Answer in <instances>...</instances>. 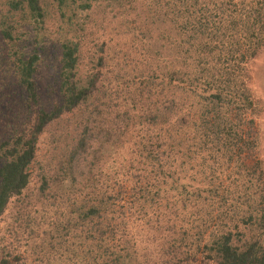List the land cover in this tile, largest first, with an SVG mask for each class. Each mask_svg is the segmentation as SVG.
<instances>
[{
	"label": "trees",
	"instance_id": "trees-1",
	"mask_svg": "<svg viewBox=\"0 0 264 264\" xmlns=\"http://www.w3.org/2000/svg\"><path fill=\"white\" fill-rule=\"evenodd\" d=\"M53 1L59 6L75 2ZM124 1L131 5L137 0ZM143 1L151 2L149 17L143 16L163 30L158 41L173 48L176 58L172 64L157 58L154 72L134 83L151 101L141 115L126 112L116 117L120 124H110L111 111L104 109L115 104L100 100L120 94L123 77L108 79L97 71L84 78L74 42L59 48L61 101L54 108L40 106L36 75L42 48L7 65L15 69L19 99L9 95L8 74L0 73V218L30 184L40 136L64 114L94 105L80 135L72 138L73 147L63 153L61 170L68 171L55 180L63 184L56 192L66 190L68 182L74 188L77 162L82 158L86 163L91 156L86 181L94 180L88 187L93 197L80 200L86 203L82 207L75 202L66 232L56 239L60 250L70 239L79 242L78 264H264V169L256 124L263 111L245 75L246 66L264 49V0ZM40 3L21 0L14 6H27L38 22L43 17ZM16 30L2 34L12 41ZM151 39L144 31V43ZM14 109L16 119L8 116ZM142 125L126 175L114 171L106 186L91 171L100 170L102 157L119 146L118 139L130 134L131 126L136 131ZM43 179L46 193L50 183ZM169 217L175 227H162ZM154 249L159 259L149 258ZM66 253L75 254L71 249Z\"/></svg>",
	"mask_w": 264,
	"mask_h": 264
},
{
	"label": "rangeland",
	"instance_id": "rangeland-1",
	"mask_svg": "<svg viewBox=\"0 0 264 264\" xmlns=\"http://www.w3.org/2000/svg\"><path fill=\"white\" fill-rule=\"evenodd\" d=\"M19 2L21 0H0V73L8 74L6 77L12 86L7 89L9 95L15 99H19L16 88L18 79L14 74L15 69L10 66L7 68V65L9 62H16L21 56L31 54L36 47H40L42 60L36 75L40 106L47 109L58 106L61 101L60 71L57 63L59 48L67 42H74L79 46L83 58L81 75L84 78L97 71L102 72V75L108 79H113L117 75L123 77L126 85L120 89V94H110L109 98L100 100L106 106H110V103L115 104L114 108L108 107L104 110L107 113L111 111L108 117L110 124L118 125L121 123V119L120 121L116 119L118 115L126 112L131 113L130 116L141 115L144 105L151 102L142 95L140 84H134L138 78L154 72L156 60L159 57H162L167 64L175 61L176 51L173 48H166L164 43L158 41L163 30L153 25L156 24L154 21L147 20L143 16L145 12L149 17L146 7L148 8L151 2L148 4L146 1L137 0L133 2L135 4L127 5L124 0H75L66 6H59L53 0H41L43 17L38 21L41 23L32 17L27 6L24 7L25 10L20 6L15 8L14 5H19ZM85 4H90L91 7L85 8ZM133 7H136V10ZM15 29L17 30L13 33L12 41L2 34L4 30L13 32ZM167 30L173 33L171 23L167 26ZM144 31L149 37L151 34L152 39L148 45L143 41ZM18 51L20 54L17 55ZM9 69L11 72L8 71ZM245 71V75L250 79L246 80L250 92L255 100L259 101L263 111L256 120V124L260 134V147L257 151L264 169V49L246 66ZM131 97L135 99L133 102L137 107L136 110L132 108ZM7 98H3L2 102H5ZM99 104V102L95 103L96 106ZM92 110L94 105L81 106L72 113L64 114L40 136L38 161L33 166L30 184L21 197L11 201L8 210L0 218V264L5 261L9 264H78L76 252L80 250L75 245L78 247L79 242L74 244V241L70 239L71 243H67V246L60 250L56 239L66 232L64 228L66 222L71 219L70 211L77 209L78 205L82 207L86 204L81 203L80 200H90L93 197L88 193L94 191L88 187L94 180L90 183L86 181L88 179L86 176L90 173L91 156L86 163L82 158L83 161L80 159L77 162L73 176L71 175L77 180L73 184L74 188L71 189L72 184L68 182L64 185L66 190L56 192L61 182L55 180L59 175L65 176L68 171L61 170L63 153L73 147L72 138L80 135L82 131L80 126L85 124ZM16 113L17 109H14L8 113V116L16 119ZM142 128L143 131H140ZM144 130L143 125L136 131L131 126V133L122 136L121 142L118 139L119 146L112 147L102 157L100 170L91 171L99 174L101 182L106 186H109L114 171L118 170L126 175L128 162L131 159L130 150L133 144L141 139L136 135H142ZM99 142H94V146H97ZM81 174L85 176L81 177ZM44 176L50 183L46 193L43 191ZM72 177L69 176L68 179L72 181ZM76 201L80 203L76 205ZM171 218H168L169 222L162 220L161 226L175 227L176 221L172 222ZM181 224L178 223L176 226L180 228ZM75 234L80 236L81 231ZM161 240L167 242L162 238L159 239L160 242ZM68 249L73 250L75 254L67 255ZM88 250L89 248L84 249L86 252ZM152 250L149 249L148 252ZM153 255L155 259H159L155 249L149 258L151 259Z\"/></svg>",
	"mask_w": 264,
	"mask_h": 264
}]
</instances>
